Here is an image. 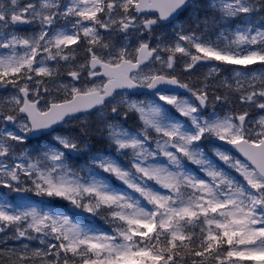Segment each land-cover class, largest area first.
Segmentation results:
<instances>
[{"label":"snow or ice","instance_id":"6c2138e0","mask_svg":"<svg viewBox=\"0 0 264 264\" xmlns=\"http://www.w3.org/2000/svg\"><path fill=\"white\" fill-rule=\"evenodd\" d=\"M0 264H264V0H0Z\"/></svg>","mask_w":264,"mask_h":264}]
</instances>
